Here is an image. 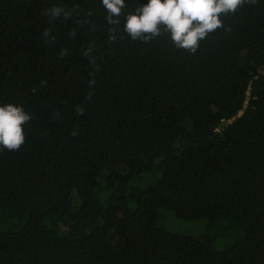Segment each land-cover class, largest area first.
Masks as SVG:
<instances>
[{"label": "trees", "instance_id": "16d2710c", "mask_svg": "<svg viewBox=\"0 0 264 264\" xmlns=\"http://www.w3.org/2000/svg\"><path fill=\"white\" fill-rule=\"evenodd\" d=\"M105 16L0 0V106L32 116L0 148V264H264V0L195 54L167 34L110 42ZM159 209L206 229L168 231Z\"/></svg>", "mask_w": 264, "mask_h": 264}, {"label": "clouds", "instance_id": "9594fccd", "mask_svg": "<svg viewBox=\"0 0 264 264\" xmlns=\"http://www.w3.org/2000/svg\"><path fill=\"white\" fill-rule=\"evenodd\" d=\"M100 2L106 10L105 21L109 25L107 31L110 42H118L123 34H127L133 41L148 43L167 34L175 48L195 54L200 42L225 27L223 17L237 13L246 5H255L257 0H148L147 4L139 5L131 12L123 11L127 8L125 0ZM44 15L50 20L61 16L67 20L72 12L63 6H53ZM42 35L48 37L49 30L45 29ZM64 55L65 51L62 50L61 57ZM84 55L89 57L91 64L96 65L97 58L92 55L91 47L85 50ZM96 70H99L98 65ZM88 83L93 86L95 78ZM91 96L90 92L88 99ZM76 112L77 115H83L84 109L77 105ZM31 119L32 116L20 105L8 103L0 106V148L18 151L26 139L23 126Z\"/></svg>", "mask_w": 264, "mask_h": 264}, {"label": "rangeland", "instance_id": "374dc122", "mask_svg": "<svg viewBox=\"0 0 264 264\" xmlns=\"http://www.w3.org/2000/svg\"><path fill=\"white\" fill-rule=\"evenodd\" d=\"M158 224L163 226L166 230L175 232V233H184V234H192L198 237L203 234L206 229V222L200 219L186 221L176 218L172 211L166 209L158 210ZM220 243H214V247L219 248L223 247L221 243L224 244V240L220 238Z\"/></svg>", "mask_w": 264, "mask_h": 264}]
</instances>
